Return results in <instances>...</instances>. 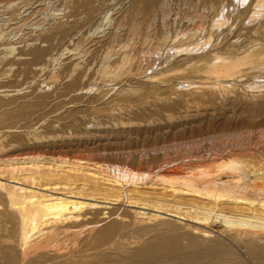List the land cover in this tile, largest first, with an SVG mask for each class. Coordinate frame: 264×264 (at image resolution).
Returning a JSON list of instances; mask_svg holds the SVG:
<instances>
[{
	"label": "bare ground",
	"instance_id": "bare-ground-1",
	"mask_svg": "<svg viewBox=\"0 0 264 264\" xmlns=\"http://www.w3.org/2000/svg\"><path fill=\"white\" fill-rule=\"evenodd\" d=\"M50 1H47V7H44V10L45 12L46 10L48 12L50 10L55 11V13L51 12L53 13L54 17L56 15L55 19L58 17L57 15H60L62 13L61 11L64 12L65 9H68L70 5L72 9L74 7V10L69 14V16L81 14L83 10L80 11L79 8L82 9V7L86 5V2L84 0H73L68 7L64 6L63 4L62 6L55 7L56 4L52 1L55 4L53 6ZM200 1L204 2L202 10L205 11V9H208L209 7L213 8V11L211 10L212 13L210 14V16H208L207 22L204 21L205 17L203 16L205 15H203V13H200V11H193V14L191 12V15L189 16L188 13V16L191 17L190 20L193 21L196 18V22H192L193 24H191V27H189L188 25V28L183 27V30L180 29L181 27H179L177 24V27H179V29L175 26L176 29L174 28L172 32L168 27V24L169 26L171 24L168 23L166 26L164 20L166 19V17L168 18L170 11L171 13L173 12L174 7L171 8V10L169 8L171 7V3L174 1L131 0L128 7H126L127 4L124 6V8H127V10H125L122 6V8L125 10L123 14L124 16L121 14L123 16L122 19H118H120V23L124 22L123 20H125L126 22L128 21L127 24L129 25L126 32V35H128L127 37L139 36V39L141 40L140 44H142L141 46L143 47H141L136 54L134 52L130 53V48L132 47L130 45L131 42H128V40L122 42L123 40L120 38L122 37V31L121 34L120 31L119 33H117V31L115 30L108 31L110 33L106 38L107 42L102 44V46H105L103 50L104 54L103 56L101 55V58L99 59V62H97V64L95 62L96 67L93 70V73H95L96 76L94 78V82L100 81L103 82V84L105 83V85H107L109 82H112L124 73H126L127 75L130 74L132 72L131 65L134 62L138 63L146 61L150 65V63L152 62L151 55L160 58L161 55L159 57L158 55L163 50L161 54L165 53L166 56L162 54L165 57H161L163 59H160V63L165 64L167 62V65H164L162 71L150 75L147 78L148 82L161 83L160 81L168 80L172 75L173 77H176L175 75L177 74H186L190 76V78H197V76L200 75L198 78L201 77L202 80L205 79L204 82L207 84L212 83V86H215V88H218V90H228L229 88H232V86H237L236 84L238 82H242V87L244 86L252 91L256 90L254 89V86L257 85L255 81L254 86H252L253 84H251L250 82H245L247 79L243 76L247 75L248 72L245 73L246 69H244V67H249L246 66L247 63L245 64V62L248 61V63L252 64L250 65L251 69H262L261 67L264 64V43L261 44L263 46H257V44H259V41L257 42V40H252L251 42L249 41V45L248 43H244L245 45L242 44L239 46L233 45L232 47H235V49L238 51V53L236 54L238 56L233 57V52L230 53V48L226 49V51H222L223 48L221 49V47L218 45L222 41L219 40V37L217 38L220 41H218L219 43L216 42L217 39L216 41H212V36L215 34L214 32L217 31H219L220 33L222 31H226L227 33L229 30H235L233 28H235L236 26H233L236 25V22L239 19L238 17L242 15V17H240V22L243 21L244 24L249 25L247 28H250L251 25H253L250 31L253 33H257V35L260 34L259 36L264 39V23H260V19H263L262 16L264 15V0H252L253 3L250 5L249 9L240 11L238 13V16H234L233 14L235 6H237V9L239 7L243 9L246 7L248 1L250 0ZM252 1H250V3ZM21 3H16V0H0V93L7 94L12 91H19L24 88V86L22 85L26 82V80H28L29 78H32V80H34L36 76L39 77L35 78V80L41 78V81H39L38 84L42 83L43 86L55 84L60 76L68 78L69 82L66 83L65 86H63V94H71L76 90L81 91L86 89L85 91H89L90 89H92L93 84L91 85L86 83L87 85H85L82 82L83 79L89 75L88 72L93 66L90 65L91 67H88V64L84 65V56L87 52L82 51L80 44L83 40L98 43L101 41L100 39H103V37L105 36L104 30L108 26H110L111 22L113 23L115 20V18L114 20L112 18L114 16H112V9H103L100 16L97 18V21H95V23H93V25L89 28L87 34L83 35L77 42H73L71 44V47H69L70 44L67 45L66 43L65 46L62 45V50L60 51V53L58 52L59 55L55 56L54 54L51 57L52 63L50 65V70L48 69L49 72L43 74L45 67L47 66L45 57H48L51 50H53V46H51L50 43V45H48L46 48H40L36 46L34 42H53L57 35H59L58 39L60 40H63V38L65 37H68V39H70V37H73L72 34L74 33V31L78 30L79 28L75 26L76 30H74V24L71 23L68 25V21L66 23H60L57 20L58 22L52 21L54 23L50 24V19L47 18L48 16L46 17L47 13H45V16L41 15L43 16L41 19L38 18L40 20L36 19L37 21L35 23L32 22L31 25L33 26V28H31L32 30L29 29L31 31L28 32L26 30L27 32H25V28L22 27L28 25L27 23L33 21L35 18H32L33 20L29 19L30 21L28 22H26L27 20H23V23H21L20 20L13 22L14 19L16 20L19 17V12H17L16 10H19V8L21 9ZM207 3L209 4V6H206ZM14 4L16 5V9H14L13 7L14 10L11 9L12 11L8 12L10 13L9 16L5 17V10L8 9L4 7H11ZM121 4L123 5L124 3ZM32 7L34 8V6ZM196 7L194 8L196 9ZM44 10H39V14L44 13ZM86 10L85 11L88 12V9ZM69 12H71L70 9ZM66 13H68V11ZM16 14L17 17H13L14 15L16 16ZM175 14L176 13H174V15ZM177 15L176 17H178ZM118 16H120V14ZM172 19L174 20V18ZM157 20H160L159 23L157 22ZM48 22L51 26H48V28H46L47 31L43 32L42 34H35L37 31L45 30L43 29V27L45 24L48 25ZM173 22L171 21V23ZM171 26L173 27V25ZM114 27L115 26H113V29ZM121 28L122 27H120V29ZM108 29L110 30V28ZM240 29L235 31L239 32ZM121 30H123V28ZM31 32H35L34 35H32ZM108 32L106 33L108 34ZM28 33H30L31 36ZM226 33H224L223 36ZM26 34H28L30 37H27L28 35L25 37ZM22 41H24L25 43L27 42L29 48L27 47L26 50H18V52L15 54V50L17 49V47L14 45L21 43ZM226 41L227 40H225L224 42ZM233 42L237 43L238 39ZM237 44H239V42ZM224 48H226V46H224ZM165 50L166 52H164ZM199 51H204V54L200 55L199 53L198 56H195ZM67 53H70L68 55L69 61L68 63L65 61L67 64L63 65L61 63V57ZM16 55L19 57L27 56L28 58H21L24 60L18 61V59L15 60ZM172 55L190 57L184 58V61L181 60L182 63L179 65L171 66L172 63L170 65L168 63L171 57H173ZM10 56H13L12 59L9 58ZM20 63H26L30 65V67L33 65L38 66V70H32L30 67V69L28 68L27 70H20L19 68L17 70H13L14 65ZM168 65L169 67H167ZM242 65H244V67ZM60 66L62 68L58 70ZM16 72L17 74L15 75ZM22 72H24L23 81L19 83L16 78L20 75L19 73ZM167 74H170L169 77L167 76ZM12 76H15V79L13 81L9 80ZM89 77L91 76H88V79ZM255 78L256 76H254L253 79ZM255 80L256 82L258 81V83L261 82L259 81L260 79L257 80L256 78ZM185 81L177 83L176 86L178 88H181L179 84H183L187 88L195 84V82L191 83L190 81ZM263 83L262 85H260L263 86ZM260 85L256 87H259ZM43 86L40 87L42 88ZM99 87L98 89L100 90ZM127 89L129 88L127 87ZM134 89L132 90L135 92ZM39 96L42 97L41 95H38L32 100L27 99L26 101L24 100V102H21V100L16 103V100L0 98V111H8V109L14 108H16L15 110H13L15 112H25L27 110L31 111V109L35 110L36 107L41 104L43 98H40ZM256 130L258 129H255V131ZM241 132H225L222 135L218 133L221 138V142L217 144L218 149L215 148L214 151H212L211 149L212 152L210 151L204 157L200 152V150L202 149H199L198 147L200 146L199 143H203L204 139L202 138V141L199 138L198 140L194 141L193 152L191 153H193V156L198 158L193 166L190 165V163L188 164L186 171H182L181 168H173L169 170L168 162L164 160L165 158L161 161L162 156L160 155V161L162 163L159 164H162V168H165V170L160 169L161 165H158V162H155L159 167L155 171V175H152V177L151 174L153 172L151 173L150 171L148 174L139 175V173L136 174L131 172L130 169V172L123 169H114L113 165L109 166L106 163H103L104 159L99 160L100 162H93L75 157L74 159H70L66 156L60 155H42L43 153H36V155H28L22 153L16 154L18 148L15 147L18 145L14 147V145H12L13 143H9L7 145V143L4 144L0 141V264L65 263L64 260L66 259L69 250L66 249L67 245L65 247L61 246L62 242L68 238H72V236L74 237V235L78 233L79 229L81 230V228L83 227L85 229L94 226V224L98 222V215L102 213H104L105 215L107 213L102 212L104 211L103 209L109 208V206H107L106 204L115 205L122 200L127 203V206L134 208H131V214L135 219L142 218L149 221H157L161 220L163 215H168L179 220L193 221V223L201 224L204 226V228H207L202 229L200 227H192L193 232L198 233L199 236H191L189 238V246L187 248L185 247V251L179 249L182 252L177 253V251H179L177 250L179 247L178 239L174 238L172 240L168 239V242L163 245L152 247L150 251L146 252V255L149 257H161L167 253L175 256L176 261L195 264L200 256L205 255L209 258V264H214L215 262H218L220 264H227V261L229 259H227L226 256L229 253V250L226 246L227 244L224 241L227 239L237 242L238 244H244L247 247L246 250L249 249V252L253 256L257 257L259 261H261V263H264V160L262 159L264 155V151L262 150L264 149H261L264 148V144H260V141H257L258 139L255 140L253 138V144H250L249 146L244 145L245 141H239V137H243L245 135L244 132ZM249 134L245 135L247 139L250 138ZM43 138L45 137H37L36 135L33 137V140H35L36 142L40 139L42 140ZM180 143L181 142H179V144ZM188 143L190 142L188 141ZM192 143L190 144L192 145ZM195 144H197L198 146H195ZM175 145L178 146V144ZM259 148L261 149L263 154H259ZM148 149H150V147ZM136 150L139 149L136 148ZM123 151L121 149V153ZM145 151H147V149ZM145 151L144 153L148 152ZM202 151H205V149ZM125 152H127V150H125ZM125 152H123V154ZM142 152L139 153L141 154ZM157 152H159V150ZM129 153L132 154L133 152ZM199 153L201 155H199ZM104 154L105 152L103 151V156L100 157H104ZM149 155L147 154V157ZM113 156H116V153ZM130 156L131 155L128 156L129 159ZM144 156L146 155L144 154ZM126 157L124 156V159ZM163 157H165V155ZM259 157L262 158L258 159ZM140 158H143L142 155ZM136 162L139 161L137 160ZM140 162L138 163V165L140 164ZM126 166L128 165H125L124 167ZM139 167H141V165ZM138 169H136L137 172ZM5 173L9 175L7 176V179L1 178L2 175L5 176ZM165 173H169V175H166ZM126 186L130 187L128 188ZM143 188H147V190L148 188H153L155 190H161L164 193H171L174 198L176 196H190L200 200V203L196 202L195 200L187 202L178 201L173 197L172 199H166L159 196L150 198V195L148 196L147 193L143 191ZM150 208L153 212H147V210ZM210 216H212V218L214 217L215 221L222 222L225 225L227 231L231 233V235H229L224 240L222 238V240L217 241V243L212 244L207 242V244H204L206 240H201V238H209L212 236L211 231H209L208 227L205 225ZM115 228L116 223L110 222L105 226L104 230L106 233H112ZM86 234L89 235L88 233ZM80 236L78 237L80 238ZM74 239L76 240V238ZM72 245L73 244H71L70 246ZM71 248L73 249V247ZM72 254L73 253L70 254V257ZM230 259V261H232L233 258ZM233 260L236 261V259ZM236 262L240 264V262Z\"/></svg>",
	"mask_w": 264,
	"mask_h": 264
},
{
	"label": "rangeland",
	"instance_id": "rangeland-1",
	"mask_svg": "<svg viewBox=\"0 0 264 264\" xmlns=\"http://www.w3.org/2000/svg\"><path fill=\"white\" fill-rule=\"evenodd\" d=\"M47 1L48 0H20V1L16 0V3L22 2L21 3L22 11L20 8L19 10H16L17 12H19L21 16L18 14L19 19L18 18L16 20L14 19L13 22L20 20L21 23H23L24 22L23 20H27L26 22H28L30 20H33L32 18H35L33 21H30L31 23L30 22L27 23L28 24L26 25L27 27L26 26L22 27V28H25L24 29L25 32L27 31L29 32L32 30L31 28H33V26L31 25L32 22L35 23L37 20H40L43 16H45V13H47L46 17L48 16L47 18L50 19L49 21L50 24L54 23L57 20L60 23L62 22L66 23L68 21L69 22L68 25L73 23L74 27L76 26L79 29L77 28L78 30H76V27H75L74 30L76 31H74V33L72 34L73 37L72 38L70 37V39H68V37H65L63 38V40L62 39L60 40L58 39L59 35H57L53 42L51 41L34 42L36 46L40 48H46L48 45H50V43H51V46H53V50H51L52 54L50 52L48 57H45L47 66L45 67L43 74H45L46 72H49L51 68L50 65L52 63L51 57L54 54L55 56L59 55L60 51L62 50V45L65 46V43H66L67 45L70 44L69 47H71V44L73 42H77L83 35H86L89 28L93 25V23H95V21H97V18L100 16L103 9H106V8H109L110 10L112 9V16L114 15L112 18L113 20L115 18V20L113 23L111 22L110 24V26L112 25L111 27L108 26L104 30L105 31L104 32L105 38L103 37L104 40L100 39L101 41L98 43L88 42L86 40L81 41L82 43L80 44V46H81L82 51L87 52L86 55L84 56L85 59L83 63L84 65L88 64V67L90 65L93 66V67L90 66L91 69L88 72L89 73L88 76H91V77L93 76V77L92 78L89 77L88 79V76H87L83 79L82 82L85 85L93 84L92 86L93 88L90 89L91 91L90 90L85 91L86 90L85 89L81 91L76 90L72 93L70 92L71 94L69 93L63 94L62 93L63 86H65L66 83L69 82L68 78L66 77L64 78V76H60V78L55 82V84H50L49 85L50 87H49L48 85L43 86L42 83L38 84V82L41 81V78H39L40 80L39 79L35 80V78L39 77V76H36L34 78L35 81L32 80V78H29L28 80H26V82L22 85L24 86V88L19 91H12L7 94L0 93V98L16 100L15 103L21 100H22L21 102H24V100L26 101L27 99L32 100L36 98L38 95H41L43 97L42 98L39 96L40 98H42V101H41L42 105L40 104L39 106H37L35 110L34 109H31V111L27 110L25 111L26 113L13 111L16 108L8 109V111L7 110L0 111V141L4 144L7 143V145L9 143L11 144L13 143L12 145H14V147L18 145L15 147V148H18L17 150L18 152L16 151V154L22 153V154H28V155H36V153L37 154L43 153L42 155H54V156L60 155V156H66L67 158H70V159H74L75 157V158L86 159L88 161H93V162L94 161L100 162L99 160L104 159L105 162L103 161V163H106L109 166L113 165L114 169L115 168L121 169V170L123 169L128 172H130L131 170V172L136 173V174L139 173V175L148 174L150 171L151 173L153 172L151 174V177H152V175H155V171L159 167L158 165H161L160 169L165 170V168H162L163 165L159 164V163H162L161 161L164 158H165L164 160H166L169 164V167H168L169 170L173 168H181L182 171H186L187 170L186 168L188 167L189 163L190 165L193 166L198 157L193 156V153L191 152H193L194 141L198 140L199 138L202 141L204 139L203 141L204 144L201 142L199 143L200 146H198L197 144H195V146L197 145L199 149H202V150L205 149V151L200 150L203 157L207 153H209L211 149L212 151H214L215 148L218 149L217 144L221 142L220 135L224 134L225 132L227 133L236 132L237 133V132L242 131L241 133L244 132L245 135L251 133L249 134L250 135V138L248 137L249 139H247L245 135L243 137H239L240 138L239 141H245L244 145H247V146H249L250 144H253L254 139L255 140L258 139L257 141H260V144H264V90H263L264 89V83H263L264 82V72H263L264 64L261 67L262 69L260 68L251 69L250 65L252 64L248 63V61L245 62V64L247 63L246 66L247 67L249 66L248 67L249 69L244 67L245 64L242 65L244 69H246L245 73L248 72L247 75L243 76L244 78L248 80V81L246 80L245 82H250L251 84H253L252 86L255 85L254 81L257 84L254 86L255 87L254 89H256V90L253 89L254 91L249 90L244 86L242 87L241 86L242 82H238L236 84L237 86L235 87L232 86V88H229L228 90H221V89L218 90V88H215V86H212V83L207 84L204 82L205 79L202 80L201 77L198 78L200 75L197 76V78L195 77L190 78V76L186 74H180V75L177 74L175 75L176 77H173V75L169 77L170 74H167L170 80L168 79L165 81H160L161 83L148 82L147 78L150 75H153V74H156L157 72L162 71L164 65L165 66L167 65V62L165 64L160 63V59L162 60L166 56L165 53H162L165 56L161 54L163 50L158 55V57L161 55L160 58H157L156 56L154 57V55L153 56L151 55L152 62L150 63V65L146 61H145L146 63L144 61L138 62L139 64L137 62H134L133 63L134 65L133 64L131 65L132 72L130 74L127 75L126 73H124L125 75L122 74L121 75L122 77L120 76L116 78L115 80H113L112 82H109L110 84L108 83L107 85H105V83L103 84V82H100V81L94 82V78L96 75L95 73H93V70L95 69L96 67L95 65L97 64V62H99L101 55L103 56L104 54L103 50L105 46L104 45L102 46V44L107 42L106 38L109 36V33H110L108 31L115 30L117 31V33H119L120 31V34L122 31V34H121L122 37H120L123 40L122 42L127 41V40L128 42H131L130 45L132 47L130 48V53L134 52L136 54L138 50L141 47H143L141 46L142 44H140L141 40L139 39V36L127 37L128 35H126V32H127V27L129 25L127 24L128 21L126 22L125 20H123L124 22L122 23H120L119 21L124 16L123 14L125 10H127V8H124V6L127 4L126 7H128L131 0H84L86 2V5H84L82 9L79 8L80 11L83 10L82 12L83 14L81 13V14L71 15V16H69V14L73 12L74 7L72 9L70 4H71V1L73 0H52L56 5L52 1L49 0L51 4H53V6L55 5V7L62 6V4L66 7L70 5L68 9L67 8L65 9L64 12L61 11L62 15L61 14L57 15L59 18L57 17L56 19H55L56 15L54 17L53 13H51V12L55 13V11L50 10L48 12L46 10L45 12L44 9L47 7V3H48ZM172 1L174 2L171 3L170 5L171 7L169 9L171 10V8L174 7L173 9L175 11L172 9L173 12L171 13L170 11L168 18L166 17L165 20L168 19L169 21L164 20V23H166L165 24L166 26L168 23L173 25V27L170 25L172 27L171 28L168 24V27L169 29H171L170 30L171 32L173 31L175 26L178 29L179 27H181L180 29L182 30H183V27L188 28L187 25L191 27V24L196 22V18L194 19V21L190 20L191 17L189 16L191 15V12L193 14V11H200V13H203V15H205L203 16L205 17L204 21L207 22L208 16H210V14L213 11V8L211 7L208 8L209 10L208 9H205V11L202 10L204 2L200 0H176V1L172 0ZM250 1H248V4L243 9H241L240 7L237 9V6H235V10L233 13L234 16H238V13L242 10L249 9L250 5L253 3L254 0L251 3ZM23 3L26 5H24ZM64 3L67 5H65ZM87 3H88V6H87ZM121 3H124V4L122 5ZM191 4L192 5L196 4V5L192 6ZM30 5L32 9L30 8ZM15 6H16L15 4L11 7L5 6L4 8L8 10H5L4 16L8 17L10 14L8 12L12 11L11 9H13V7L14 9H16ZM32 6H34V8ZM122 6L125 10L122 8ZM206 6H209V4L207 3ZM194 7H196V9ZM83 8L88 9V12H86L87 10ZM41 9L44 10V13L39 14L40 13L39 10ZM69 9L71 10V12H69ZM198 9H201V10H198ZM67 11L68 13H66ZM35 12H38V13H35ZM174 13L176 14L174 15ZM188 13H189V16H188ZM119 14L120 16H118ZM49 15H51L52 18ZM176 15L178 17H176ZM13 17H17V14L16 16L14 15ZM26 17L27 18L29 17V18L27 19ZM240 17H242V15L238 17L239 22L237 21L238 23L236 22V25L233 26V27L236 26L235 28H233L236 31L241 28L239 32H236L235 30L233 31L229 30L227 33L226 31H222L220 33L219 31H217V32H214L215 36L214 35L212 36V41H216V39L219 37V40L222 42H220L218 39L216 42L219 41L221 43L220 45V43L218 42L219 43L218 45L221 47V49L223 48L222 51H226V49L230 48L231 52L230 51L229 52L230 53L233 52L232 53L233 57L238 56L236 55L238 51L235 49V47L234 48L232 47L233 45L239 46L244 43L246 44L248 43L249 45V41L251 42L252 40H257V42L259 41V44H257V46H260L261 44L264 43L263 41L264 39L261 36H259L260 34L257 35V33H253L250 31L253 25H251L250 28H247L249 25L244 24L243 21L240 22V19H241ZM172 18H174V20ZM185 18H188V19H185ZM262 18L264 19V15L262 16ZM263 19H260V23L261 22L264 23ZM159 21L160 20H157L158 23ZM171 21L172 22L174 21V22L171 23ZM49 22L47 23L48 25L46 24L44 25L43 29L45 30L37 31L36 33L31 32V34L32 35H34V33L42 34L43 32L47 31L46 28H48V26H51L49 25ZM177 24L179 27H177ZM113 26H115L116 28L114 27L113 29ZM120 27H122L123 30H121L122 28L120 29ZM108 28H110V30ZM106 32H108V34ZM235 32L238 34H236ZM224 33H226L225 34L226 36L225 35L223 36ZM28 34L31 36L30 33ZM28 34H26L25 37ZM29 35L27 37H30ZM234 39L235 40L238 39L239 44H237L238 42L237 43L233 42L235 41ZM225 40L227 41L224 42ZM27 44L28 43L27 42L25 43L24 41H22L21 43L15 44L14 46L17 47V49L15 50V54L18 52V50H21V49L26 50L27 47L29 48ZM224 46H226V48H224ZM56 49H57V52H56ZM164 52H166V50ZM199 53L200 55H202L204 54V51H199L198 53H196L195 56H198ZM69 54L70 53L64 54L61 57L62 59L61 63L63 65H66L68 63ZM13 56H10L9 58L12 59ZM187 57H190V56H186V57L179 56V55L173 56L170 59L171 62L169 61L168 64L170 65L172 63L171 66L179 65L182 63L181 60L184 61V58H187ZM21 58H28V57L27 56L19 57L17 55L15 56V60L17 59L18 61L24 60ZM169 65L167 67H169ZM29 67L30 65L26 63H20V64H15L13 67L14 68L13 70H17L18 68L20 70H27ZM62 67L60 66L58 70H60ZM30 68L32 70H38L37 69L38 66H35V65L31 66ZM23 73L24 72L19 73L20 75L16 78V80L19 83L23 81V76H24ZM16 74L17 72L15 73V75ZM254 76H256L257 80L260 79L259 81L261 82L260 83H258V81L256 82L255 80L256 78L253 79ZM14 79H15V76H12L9 80L13 81ZM182 81H185V82L190 81L191 83L195 82V84H193L194 86L191 85L193 87L189 86L187 88L183 84H179L181 88H178L176 84L179 82L181 83ZM262 83H263V86H261ZM258 85L260 86L256 87ZM40 86H43V87L41 88ZM126 86L129 89H127ZM98 87L100 88V90L98 89ZM131 88L132 89L135 88L134 89L135 92ZM5 113L6 114L8 113V114L6 115ZM255 129H258V130L255 131ZM214 130L217 132V135ZM212 134L215 136H213ZM36 135L37 137L44 136L45 138H43L42 140L40 139L39 141L35 142V140H33V137ZM188 141L192 143V145L188 143ZM179 142L181 143L179 144ZM182 142L184 143V146ZM175 144H178V146ZM207 146H209L210 148ZM149 147L150 149H148ZM136 148L139 150H136ZM260 148H259L260 151L261 149H264V148H261V149ZM121 149L122 151L124 149L123 152L127 150V152H125L127 154L125 153L123 154V152L121 153ZM144 149L145 150L147 149L148 152L145 151ZM174 149H175V152H174ZM158 150L159 152H157ZM103 151L105 152V154H104V157L101 158L100 156H103L102 155ZM144 151L147 153H144ZM260 151H259V154H263L262 151L264 150H262L261 153ZM129 152H133L132 153L133 156ZM139 152H142V153L140 154ZM112 153L113 155H115L116 153V156H113ZM137 154L138 155L140 154L139 155L140 157L142 155L143 158H140ZM144 154L146 156H144ZM147 154L148 155L150 154V155L147 157ZM201 154L199 153V155ZM123 155L125 157L126 155L127 157L131 155L132 159H131V156H130V159L128 157L129 160L127 159V157L124 159ZM160 155L162 156V159ZM164 155L165 157H163ZM136 158L139 162L141 161L139 165H138L139 162H136L137 161ZM261 158L259 157L258 159H261ZM262 159L264 160V155ZM155 162L156 163L158 162L157 163L158 165ZM125 165H128V166L124 167ZM140 165L141 167H139ZM138 168L140 169V171ZM136 169H138V172ZM165 174L169 175V173H165ZM5 176L2 175L1 178L7 179V176L9 175L5 173ZM126 187L129 188L130 186H126ZM143 191L147 193L148 196L150 195V198L159 196V197H164L166 199L167 198L172 199L173 197L171 193H167V192L164 193L161 190L159 191L153 188H148V190L147 188L145 189L143 188ZM175 198L174 199L178 201L187 202V201L195 200L196 202L200 203V200L195 199L190 196L188 197L187 196H176ZM125 203L126 202L122 200L121 202L115 205L110 204L111 205L110 206L109 204H106L107 206H109V208L103 209L104 211L102 212H107V213L105 215L104 213L99 214L98 222L95 223L94 226H92L91 228H85V229L83 227L81 228V230L80 229L78 230V233L80 234L76 233L74 237L72 236V238H68L65 241H63L65 242V243L62 242L61 246L63 247H65L66 245L68 246L69 244L70 245L73 244V245L72 246L69 245L68 247L66 246V249L69 250L67 256L68 255L69 256L68 257L66 256V259L64 260L65 263H62V264H71V263L72 264H190L188 262L176 261L175 256L171 254L166 253L161 257L152 258V257L147 256L146 252L150 251L152 247L163 245L168 242V239L172 240L174 238L178 239L179 247L177 250L181 249L182 251H185L186 250L185 247L187 248L189 246V238L191 236H199L198 233L193 232L192 227H200L202 229H207V228H204V226L201 224L193 223V221L179 220L177 218H173L168 215H163L162 219L157 220V221H149L147 219H142V218L135 219L131 214V210L134 208L127 206V203L126 204ZM150 209H148L147 212L152 211V209L151 210ZM210 217H209V220L205 223V225L208 227V230L211 231L212 236L209 238H201V240H206L204 244H207V242L212 243V244L217 243V241L222 240V238L224 240L229 235H231V233L227 231V229L225 228V225L222 222L215 221L214 217L213 218L212 216ZM110 222H115L116 228L112 233H106L104 228ZM86 233H88L89 235H87ZM78 236H80V238ZM74 238H76V240ZM224 241L227 244L225 245L227 246L229 250V253L226 256L227 259H229L227 261V264H229L230 262H231L230 264H239L236 261L240 262V264L241 263L242 264H260L261 263V261H259L257 257L253 256L249 252V249L246 250L247 247L244 244L242 243L238 244L237 242L230 241L227 239ZM76 245L78 246V248ZM69 247L70 248L73 247V249L72 248L70 249ZM181 250L177 251V253L182 252ZM69 253L70 254L73 253L71 257ZM230 258L236 259V261L232 259L233 261L232 262L230 261L231 260ZM195 264H209V258L205 255H202L198 258V261ZM214 264H220V263L215 262ZM261 264H264V263H261Z\"/></svg>",
	"mask_w": 264,
	"mask_h": 264
}]
</instances>
